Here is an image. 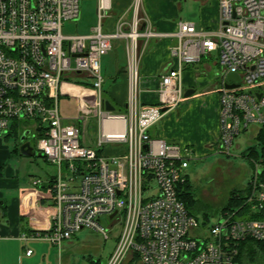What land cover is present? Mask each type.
I'll return each instance as SVG.
<instances>
[{
	"label": "built area",
	"instance_id": "1",
	"mask_svg": "<svg viewBox=\"0 0 264 264\" xmlns=\"http://www.w3.org/2000/svg\"><path fill=\"white\" fill-rule=\"evenodd\" d=\"M141 3L134 0L132 19L123 13L110 29L106 20L113 0H98L97 23L90 32L65 34L64 22L80 18L81 0H0V139L15 123L26 121L24 130L33 127L37 151L57 168L47 188L51 228L21 238L61 247L84 228L109 239L118 225L115 248L104 264H250L239 259L246 239L259 244L264 259V157L252 160L244 203L251 215L226 211L206 223L190 212L178 191L189 180L193 149L150 134L187 100L185 67L214 53L218 148L230 153L243 130L264 124V0H219L214 30L180 21L174 34L178 43L160 74L157 102L151 104L140 96V41L166 34L157 32L147 15H139ZM115 40H124L128 53L123 113L105 107L102 58ZM230 73L239 79L228 81ZM77 84L81 110L65 124L60 97L65 86ZM93 125L98 131L89 144L84 134ZM113 146L122 151L106 154ZM107 216L108 227L101 222Z\"/></svg>",
	"mask_w": 264,
	"mask_h": 264
},
{
	"label": "crops",
	"instance_id": "2",
	"mask_svg": "<svg viewBox=\"0 0 264 264\" xmlns=\"http://www.w3.org/2000/svg\"><path fill=\"white\" fill-rule=\"evenodd\" d=\"M134 0H113L110 17L106 26L113 28L119 15L126 13L132 19L134 12L130 8ZM139 15H147L151 26L161 37L150 39L146 44L140 41L139 72L141 100L144 104L157 102L155 90L159 86L160 74L171 61V49L178 43L175 34L180 21H190L206 30H214L219 26V0H142ZM114 41L112 50L102 58V70L105 77L104 95L115 106L116 113L126 111L129 90L128 53L125 41ZM216 60L204 57L199 63L187 65L183 72L185 91L194 90L186 102L166 116L150 129L153 137H159L171 143H178L193 149L194 154L201 152L207 145L217 141L220 131L218 113V80L214 78L218 68ZM214 71V75L212 74ZM65 86L61 98L75 99L80 104V86ZM192 103L185 105L186 103ZM200 120L199 127H190V119ZM72 119V118H71ZM96 125L91 126L84 134L87 143H91L97 134ZM189 127V128H188ZM198 128V129H197ZM30 133L24 141L11 133L0 139V262L6 259L19 258L21 252L31 249L29 244H36L37 239L23 240L21 235L35 231H47L51 228L50 211L52 200L47 189L57 172L37 177L41 185H35L26 173L19 171L18 165L26 156L21 146L33 144L34 129L27 128ZM25 130L18 133L23 134ZM92 134L93 137H90ZM92 144V143H91ZM37 150V149H36ZM122 151L120 146L105 150L106 154H117ZM51 164L45 157H43ZM18 163V164H17ZM53 165V164H52ZM55 168L56 166L53 165ZM36 179V178H35ZM34 180V179H33ZM33 256L26 255L29 259Z\"/></svg>",
	"mask_w": 264,
	"mask_h": 264
},
{
	"label": "rangeland",
	"instance_id": "3",
	"mask_svg": "<svg viewBox=\"0 0 264 264\" xmlns=\"http://www.w3.org/2000/svg\"><path fill=\"white\" fill-rule=\"evenodd\" d=\"M97 6L98 0H81L80 18L65 21L63 32L65 34L90 32L97 23ZM120 41L118 42L120 43ZM216 58L217 53H214L211 59L216 60ZM216 67L218 68V66ZM214 73L212 71L213 75ZM191 103L192 101L185 105ZM80 110L81 106L78 105V100L61 98L60 112L64 119L63 123H70L71 118L78 117ZM200 123V120L193 117L190 119L189 125L196 130L195 127H199ZM19 124L17 131L12 130L13 134L24 130V124ZM260 127L261 124H251L247 130H243L236 138L230 153L220 150L215 141L188 160L189 166L186 172L190 190L196 202L190 209L201 221L207 216L209 222L213 223L220 214L227 211L224 210V207L230 196L235 192H243L247 188L253 171V159L246 152L247 148L256 142L255 136ZM90 137H93L92 134ZM33 144H36L35 139H33ZM18 167L21 173H26L27 178H31V182L33 179L44 177L47 173H53L54 169H57L41 156L24 157ZM101 222L106 227L111 224L108 216L103 217ZM120 229L121 226H115L111 237L105 239L98 231L84 228L78 231L72 239L64 241L61 247L54 246L45 239H37L34 241L36 244H29L33 252L31 258L28 259L25 254L20 252L19 258L2 260L0 264H104L115 248V235ZM252 261L254 262L250 264H264L263 257H257Z\"/></svg>",
	"mask_w": 264,
	"mask_h": 264
},
{
	"label": "trees",
	"instance_id": "4",
	"mask_svg": "<svg viewBox=\"0 0 264 264\" xmlns=\"http://www.w3.org/2000/svg\"><path fill=\"white\" fill-rule=\"evenodd\" d=\"M19 123H23L24 126L27 125L26 121L17 122L13 126L14 130H16V131L18 130V127L20 125ZM38 131H39L38 136L43 135V133L40 130H38ZM15 135L19 138L22 136V134L19 135L17 132H15ZM255 139H256V142L247 148L246 154L249 155V157L251 159L257 160L260 157H264V124L260 127L258 133L255 136ZM248 190L249 189L246 188V189H244L243 192H235L234 194H232L230 196V198L228 199L227 204L224 207V210L234 211L240 215H244V214L245 215L246 214L251 215V213L248 209V205H244V203L246 201L245 194L248 192ZM178 191H179L180 198L185 202L187 208L192 213L190 208L193 207V205L196 202H195V199H194L192 192L190 190L189 180H187V182L185 184L180 185L178 187ZM205 222L206 223L208 222L207 216H205ZM258 246H259L258 243H255L250 239H246L245 241H243L241 253L239 256L240 261L244 262V261L248 260L250 263H252V262H254L252 260H255V258L262 257L261 252L258 249Z\"/></svg>",
	"mask_w": 264,
	"mask_h": 264
},
{
	"label": "water",
	"instance_id": "5",
	"mask_svg": "<svg viewBox=\"0 0 264 264\" xmlns=\"http://www.w3.org/2000/svg\"><path fill=\"white\" fill-rule=\"evenodd\" d=\"M227 79H228V81H231L233 79L238 80L239 77H238V75L236 73H230V74H228ZM228 86L232 87L233 85L232 84H228ZM193 92H194V90H187L186 93H185V96L189 97ZM105 107H106L107 110H110V111H115V109H116L115 106L109 100L105 101ZM28 133H30V130H25L24 133L22 134V136L20 137V140L24 141L25 138L27 137ZM21 150H22V153L24 155H26V156H36L38 153L40 154V152H38L29 143L23 144L21 146Z\"/></svg>",
	"mask_w": 264,
	"mask_h": 264
},
{
	"label": "bare ground",
	"instance_id": "6",
	"mask_svg": "<svg viewBox=\"0 0 264 264\" xmlns=\"http://www.w3.org/2000/svg\"><path fill=\"white\" fill-rule=\"evenodd\" d=\"M115 125H116V127H118V128L120 127V125H119L118 123H117V124H115Z\"/></svg>",
	"mask_w": 264,
	"mask_h": 264
}]
</instances>
